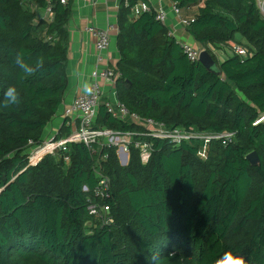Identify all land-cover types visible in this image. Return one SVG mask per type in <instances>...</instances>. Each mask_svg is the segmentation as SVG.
Here are the masks:
<instances>
[{
    "label": "trees",
    "instance_id": "16d2710c",
    "mask_svg": "<svg viewBox=\"0 0 264 264\" xmlns=\"http://www.w3.org/2000/svg\"><path fill=\"white\" fill-rule=\"evenodd\" d=\"M172 2L197 9L187 31L222 74L191 62L155 12L134 18L137 0H122L117 99L168 128L235 133L234 142H211L202 159L199 140L177 147L145 138L149 163L132 147L126 166L115 148L94 153L70 143L30 165L31 148L48 138L70 90L71 10L54 0L48 21L40 19L48 0H0V264H215L229 250L264 264V16L256 0ZM232 44L249 56L220 61L216 50ZM20 51L33 66L43 57L44 66L22 73L14 63ZM9 86L20 103L5 107ZM95 125L142 132L105 104ZM70 134L63 127L57 138ZM252 152L258 166L247 159ZM100 172L111 180L103 202L113 224L89 215Z\"/></svg>",
    "mask_w": 264,
    "mask_h": 264
},
{
    "label": "built area",
    "instance_id": "2783aa9c",
    "mask_svg": "<svg viewBox=\"0 0 264 264\" xmlns=\"http://www.w3.org/2000/svg\"><path fill=\"white\" fill-rule=\"evenodd\" d=\"M48 1L50 5L40 16V19L52 21L54 13L51 3L54 0ZM256 1L260 13L264 16V0ZM58 2L63 6H67L69 0H58ZM172 11L178 17L179 24L187 29L191 24V20L182 17L181 8H179L177 3L173 2ZM151 12L156 13V20L167 28L168 36L174 38L181 46L187 58L191 62H198L202 49L196 44L183 40L174 29L169 28L167 25L169 13L163 7L154 8L145 0H137V3L131 7V15L134 18H139L144 13ZM86 31L95 39L96 62L92 71L93 82L89 85L92 91L87 93L83 90L64 110L65 127L71 129V134L68 137L58 139V132L56 135L47 138L38 147L31 148L29 152L30 165H37L44 157L55 155L58 150H66L67 144L70 143L84 144L94 153L107 148H115L117 153H120L122 165L126 166L130 161L132 147L139 151L143 164L149 163L153 153V144L145 138L167 140L177 147L185 142L199 140L202 143V149L199 152V156L202 159L207 158V148L211 142L222 141L224 145L234 142L235 133L213 134L197 130L188 131L183 128H168L164 123L145 119L131 112L126 105L117 99L116 84L121 74L117 65H114L108 56L112 42L111 33L118 31V26L116 24H110L107 28L90 26L86 28ZM228 52L231 55L239 56L241 59L249 56L248 50L241 44H232L229 46ZM106 88H108L107 93L110 97L107 102L103 103ZM102 104H105L108 113L113 117L141 128L142 132H123L110 128L96 127L98 110ZM28 145L31 147L35 143L30 141ZM65 160L69 162L68 157ZM110 189L111 180L100 172L95 189L91 191L93 199L88 209L89 215L100 221L102 225L114 223L110 207L103 202L110 198ZM83 190L89 192L86 186Z\"/></svg>",
    "mask_w": 264,
    "mask_h": 264
},
{
    "label": "crops",
    "instance_id": "0c3cea01",
    "mask_svg": "<svg viewBox=\"0 0 264 264\" xmlns=\"http://www.w3.org/2000/svg\"><path fill=\"white\" fill-rule=\"evenodd\" d=\"M119 1L106 0H69L68 6L71 10V16L68 24L70 33V52H69V74H70V90L68 91L64 105L59 114L49 125L47 137L50 138L51 133L56 135L60 129L65 127L64 110L69 106L78 94L84 90V85H90L93 82L92 71L96 62L95 39L86 31V28L93 26L99 28H107L110 24L117 25L118 12L120 9ZM154 8L163 7L168 13L167 25L174 29L177 35L183 40L189 41L199 46L192 36L189 35L187 29L179 24L178 17L173 13L172 0H145ZM197 14V9L181 10L183 18H188ZM118 31L111 33V47L108 53L109 59L114 65H117L120 56L117 49ZM229 46H223L216 50V57L220 61L225 60L231 54L228 52ZM222 59V60H221ZM104 96V102L110 97L107 93Z\"/></svg>",
    "mask_w": 264,
    "mask_h": 264
},
{
    "label": "clouds",
    "instance_id": "9594fccd",
    "mask_svg": "<svg viewBox=\"0 0 264 264\" xmlns=\"http://www.w3.org/2000/svg\"><path fill=\"white\" fill-rule=\"evenodd\" d=\"M14 63L26 75H32L34 72L44 66L43 57L38 58L35 66L29 64L22 51L15 54ZM84 91L91 93L92 88L88 85H84ZM5 107L18 105L20 103V93L15 86H9L4 92ZM215 264H247L245 258L241 255L234 254L232 251H226L222 256L216 259Z\"/></svg>",
    "mask_w": 264,
    "mask_h": 264
},
{
    "label": "water",
    "instance_id": "95a60500",
    "mask_svg": "<svg viewBox=\"0 0 264 264\" xmlns=\"http://www.w3.org/2000/svg\"><path fill=\"white\" fill-rule=\"evenodd\" d=\"M200 63H202L209 71L214 73L222 74L219 70L218 63L214 60L212 55L207 50H202L199 58ZM248 161L252 166H258L260 164V159L256 152H252L247 156Z\"/></svg>",
    "mask_w": 264,
    "mask_h": 264
},
{
    "label": "rangeland",
    "instance_id": "374dc122",
    "mask_svg": "<svg viewBox=\"0 0 264 264\" xmlns=\"http://www.w3.org/2000/svg\"><path fill=\"white\" fill-rule=\"evenodd\" d=\"M221 60H222V59H221ZM49 127H50V126H49ZM49 127H48L47 131L49 130ZM50 136H53V133H51ZM46 140H47V139H46ZM117 156H118V160H119L120 165L123 166V165H122V160H121L120 153H117Z\"/></svg>",
    "mask_w": 264,
    "mask_h": 264
}]
</instances>
